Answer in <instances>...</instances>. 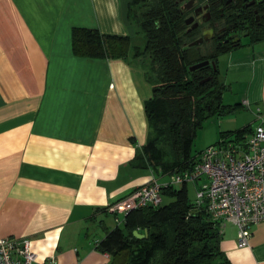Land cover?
I'll use <instances>...</instances> for the list:
<instances>
[{
	"label": "crops",
	"instance_id": "1",
	"mask_svg": "<svg viewBox=\"0 0 264 264\" xmlns=\"http://www.w3.org/2000/svg\"><path fill=\"white\" fill-rule=\"evenodd\" d=\"M130 2L0 0V237L28 239L37 262L107 264L95 248L116 226L107 207L152 174L167 179L143 157L152 86L141 58L80 45L104 49L114 35L133 46ZM220 57L222 101L233 110L217 115L206 147L221 132L264 127V40ZM220 232L232 264H264V222L250 227L246 247L235 225Z\"/></svg>",
	"mask_w": 264,
	"mask_h": 264
},
{
	"label": "trees",
	"instance_id": "2",
	"mask_svg": "<svg viewBox=\"0 0 264 264\" xmlns=\"http://www.w3.org/2000/svg\"><path fill=\"white\" fill-rule=\"evenodd\" d=\"M128 15L137 31L144 33L142 47L130 46L129 37L114 35L105 36L104 49L92 40L80 45L86 53L107 57H123L131 51L143 64L148 62L145 76L152 95L144 102L145 164L163 174L190 169L198 155L191 151L196 131L208 117L233 110L223 104L225 86L217 68L209 64L189 70L203 60L216 66L218 55H205L187 45L182 21L169 0H131ZM205 78L209 79L201 83ZM246 130L221 132L220 138H241ZM186 186L164 187L162 195L170 198L168 202L132 210L121 225L109 230L95 246L109 256L107 264H232L220 248L218 225L204 207L189 201ZM134 231L147 235L137 238Z\"/></svg>",
	"mask_w": 264,
	"mask_h": 264
},
{
	"label": "built area",
	"instance_id": "3",
	"mask_svg": "<svg viewBox=\"0 0 264 264\" xmlns=\"http://www.w3.org/2000/svg\"><path fill=\"white\" fill-rule=\"evenodd\" d=\"M189 182L195 191L193 204L204 207L219 230L226 223L235 225L237 246H248L250 227L264 222V127L241 138H220L198 153L190 169L175 170L164 181L152 174L150 181L106 210L121 225L132 210L160 206L164 187ZM0 264L57 263L54 257L37 262L26 238L0 237Z\"/></svg>",
	"mask_w": 264,
	"mask_h": 264
},
{
	"label": "flooded vegetation",
	"instance_id": "4",
	"mask_svg": "<svg viewBox=\"0 0 264 264\" xmlns=\"http://www.w3.org/2000/svg\"><path fill=\"white\" fill-rule=\"evenodd\" d=\"M169 2L182 21L187 45L200 48L204 54L220 56L264 40V0ZM196 40L197 45H190Z\"/></svg>",
	"mask_w": 264,
	"mask_h": 264
},
{
	"label": "rangeland",
	"instance_id": "5",
	"mask_svg": "<svg viewBox=\"0 0 264 264\" xmlns=\"http://www.w3.org/2000/svg\"><path fill=\"white\" fill-rule=\"evenodd\" d=\"M144 42H145L144 33L138 30L137 36H135V38L133 39V43L135 46L142 47ZM205 55H207V54H205ZM135 61L136 60H132V62L134 64H135ZM223 62L224 61L221 57L218 58L217 62H216V68H217L219 76H220V81L222 79L221 74H222ZM138 63L141 66V68L144 70V74L149 72V65L147 64L148 62L142 64L138 61ZM138 63L136 62L137 66H138ZM223 104H225V102H223ZM228 113H226V111H225L224 114L219 115V116L229 115ZM220 120L221 119H218L217 114H216V115L208 117L203 122L202 127L196 131L195 137L193 139L192 149H191L193 154L199 153L201 150H203L206 147L207 144L213 143V141H214L213 140L214 130H217V128L220 127ZM221 129H223V128H221ZM186 187H187L188 199L191 203H193L195 201V191H194L193 184L189 182ZM169 200H170V198L163 196V203H166Z\"/></svg>",
	"mask_w": 264,
	"mask_h": 264
},
{
	"label": "water",
	"instance_id": "6",
	"mask_svg": "<svg viewBox=\"0 0 264 264\" xmlns=\"http://www.w3.org/2000/svg\"><path fill=\"white\" fill-rule=\"evenodd\" d=\"M198 43H199V40H196V41H193L190 45H197ZM209 64L212 66L213 69L216 68L214 61L203 60V61H200V62H197V63L191 65V66L189 67V70H190V71H193V70H195V69H198V68H200V67H203V66H206V65H209ZM208 79H209V78H205V79L201 80V83L207 81ZM133 234H134V236L137 237V238H144V237L147 235V232L144 231L143 233H139V232H137V231H134Z\"/></svg>",
	"mask_w": 264,
	"mask_h": 264
}]
</instances>
